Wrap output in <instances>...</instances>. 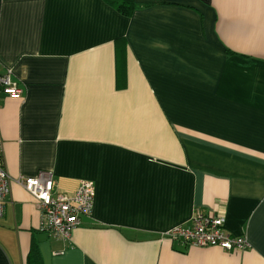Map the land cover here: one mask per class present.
I'll return each instance as SVG.
<instances>
[{
    "label": "crops",
    "instance_id": "crops-1",
    "mask_svg": "<svg viewBox=\"0 0 264 264\" xmlns=\"http://www.w3.org/2000/svg\"><path fill=\"white\" fill-rule=\"evenodd\" d=\"M135 3L0 0V264H264V0ZM40 171L94 185L67 241L13 181ZM197 211L248 247L166 236Z\"/></svg>",
    "mask_w": 264,
    "mask_h": 264
},
{
    "label": "built area",
    "instance_id": "built-area-1",
    "mask_svg": "<svg viewBox=\"0 0 264 264\" xmlns=\"http://www.w3.org/2000/svg\"><path fill=\"white\" fill-rule=\"evenodd\" d=\"M1 94L14 99L22 94L9 70L0 73ZM13 181L36 201L40 211L39 230L54 239L69 240L71 232L80 225V217L91 214L94 197V185L91 181H79L74 192L69 195L56 192V182L49 171H40L35 176L20 177ZM11 182L0 156V218L4 214ZM166 236L194 248H218L231 252L248 247L245 238L234 237L224 229L222 218L199 211L195 212L188 227H177L167 232Z\"/></svg>",
    "mask_w": 264,
    "mask_h": 264
},
{
    "label": "trees",
    "instance_id": "trees-1",
    "mask_svg": "<svg viewBox=\"0 0 264 264\" xmlns=\"http://www.w3.org/2000/svg\"><path fill=\"white\" fill-rule=\"evenodd\" d=\"M109 5L124 10L126 12H131L133 9L137 8L135 0H105ZM26 264H40V257L36 246H32L29 252V256L26 258Z\"/></svg>",
    "mask_w": 264,
    "mask_h": 264
}]
</instances>
